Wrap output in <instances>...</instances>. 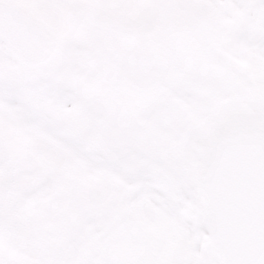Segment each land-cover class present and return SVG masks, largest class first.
<instances>
[{"label": "snow or ice", "instance_id": "obj_1", "mask_svg": "<svg viewBox=\"0 0 264 264\" xmlns=\"http://www.w3.org/2000/svg\"><path fill=\"white\" fill-rule=\"evenodd\" d=\"M0 264H264V0H0Z\"/></svg>", "mask_w": 264, "mask_h": 264}]
</instances>
